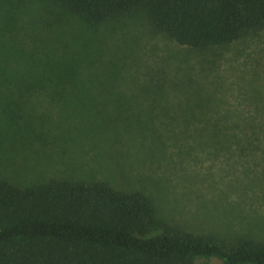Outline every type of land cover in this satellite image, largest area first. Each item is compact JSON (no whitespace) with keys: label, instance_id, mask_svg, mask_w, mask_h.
Listing matches in <instances>:
<instances>
[{"label":"rangeland","instance_id":"1","mask_svg":"<svg viewBox=\"0 0 264 264\" xmlns=\"http://www.w3.org/2000/svg\"><path fill=\"white\" fill-rule=\"evenodd\" d=\"M48 11L0 0V177L102 178L190 233L264 240V29L194 49L140 8L100 23ZM39 66L56 79L31 81Z\"/></svg>","mask_w":264,"mask_h":264},{"label":"trees","instance_id":"2","mask_svg":"<svg viewBox=\"0 0 264 264\" xmlns=\"http://www.w3.org/2000/svg\"><path fill=\"white\" fill-rule=\"evenodd\" d=\"M37 1L41 8L56 6L60 14L48 12L61 22L67 14L100 23L140 8L154 28L194 49L224 46L264 29V0ZM32 71L31 81L57 77L50 66ZM199 94L211 96L204 89ZM243 122L251 127L254 120ZM101 129L98 124L95 130ZM233 137L227 134V144L237 142ZM212 258L264 264V240L227 243L212 233H190L159 217L142 189L117 188L102 178L44 177L18 184L0 177V264H212Z\"/></svg>","mask_w":264,"mask_h":264}]
</instances>
